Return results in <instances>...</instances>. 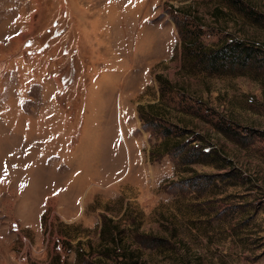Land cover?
<instances>
[{
  "label": "rangeland",
  "instance_id": "1",
  "mask_svg": "<svg viewBox=\"0 0 264 264\" xmlns=\"http://www.w3.org/2000/svg\"><path fill=\"white\" fill-rule=\"evenodd\" d=\"M0 264H264V0H0Z\"/></svg>",
  "mask_w": 264,
  "mask_h": 264
},
{
  "label": "trees",
  "instance_id": "2",
  "mask_svg": "<svg viewBox=\"0 0 264 264\" xmlns=\"http://www.w3.org/2000/svg\"><path fill=\"white\" fill-rule=\"evenodd\" d=\"M235 43V42H232ZM249 48L244 43H239L236 41L235 44H226L224 46H221L217 49L208 50L207 52H200L202 53L206 59H209L208 65L213 69L217 66H220L219 63L222 64H228L233 61V63L241 62V57L243 55H249ZM244 58L247 59V56H244ZM245 59V60H246ZM239 62V63H240ZM241 63H245L244 60ZM243 65V64H242ZM207 155L210 153V149H206L205 152Z\"/></svg>",
  "mask_w": 264,
  "mask_h": 264
}]
</instances>
